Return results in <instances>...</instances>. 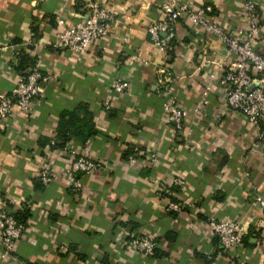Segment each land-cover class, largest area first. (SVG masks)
I'll use <instances>...</instances> for the list:
<instances>
[{
  "label": "crops",
  "instance_id": "0c3cea01",
  "mask_svg": "<svg viewBox=\"0 0 264 264\" xmlns=\"http://www.w3.org/2000/svg\"><path fill=\"white\" fill-rule=\"evenodd\" d=\"M92 1L0 0V93L35 68L52 77L30 114L0 121V204L27 227L15 259L0 257V264H264V210L254 206L264 199V142L227 105L222 83V68L238 55L186 19L168 50L153 45L148 27L161 18L163 0H109L107 36L82 55L55 49L57 34L81 22ZM183 1L237 37L248 28L242 0ZM255 1L261 30L253 47L264 55V0ZM122 77L130 89L118 95L110 84ZM167 87L189 110L184 131L162 120ZM80 107L81 125L88 113L96 134L80 143L68 135L73 126L64 143L61 119ZM67 144L103 165L81 176L78 193L64 176L49 186L39 181L43 164L65 173L70 161L60 149ZM136 148L138 162L130 165ZM158 178L164 187L153 183ZM176 178L185 186L174 185ZM185 200L194 207L168 210ZM210 215L245 224L237 251L223 253L206 226ZM144 233L158 244L147 260L126 248Z\"/></svg>",
  "mask_w": 264,
  "mask_h": 264
},
{
  "label": "built area",
  "instance_id": "2783aa9c",
  "mask_svg": "<svg viewBox=\"0 0 264 264\" xmlns=\"http://www.w3.org/2000/svg\"><path fill=\"white\" fill-rule=\"evenodd\" d=\"M108 1L90 2L83 9L82 21L60 31L53 47L82 55L95 41L107 36L110 32L109 22L112 17ZM242 1L248 28L241 37L228 33L216 20L207 16L203 9L195 8L194 2L183 0H163L160 10L161 18L149 25L148 33L153 45L166 51L170 42L175 38V25L181 19H186L189 24L216 36L224 44L225 53L237 54V60L231 61L222 68L225 100L231 109L241 113L256 128L258 138L264 142V55L259 54L253 47L261 27L256 1ZM210 77L214 79L215 74L212 73ZM171 78L172 76L167 73L165 83H169ZM51 79V75L44 73L40 68H35L18 77L9 93H0V121L9 118L15 111L30 114L34 101L44 95L46 85ZM110 89L118 95H123L130 89V82L125 77L115 79L111 82ZM104 106L109 108V102L106 101ZM201 107L202 105H197L195 111L198 112ZM188 118L189 110L167 87L163 103V122L172 124L177 132H181L184 131ZM255 146L259 147V144L256 143ZM60 153L69 159L68 169L60 175L49 164L40 166L39 181L43 186H49L64 176L70 189L78 193L83 189L81 176L96 175L103 166L102 163L84 156L79 147L71 144L64 145ZM139 155V149H134L127 162L130 165L136 164ZM157 158L154 152L149 155L151 163L156 162ZM153 183L164 187L161 178L154 179ZM174 185L182 188L185 186V181L182 178H176ZM254 204L255 209L263 212V198L257 197ZM193 207L192 202L185 200L170 203L168 210L180 213L186 208ZM206 226L209 232L218 239L223 253L235 252L243 245L247 227L241 221L210 215L206 219ZM26 230V225L19 222L12 211L0 204V249L2 250L0 257L2 260L15 259L17 246ZM252 236L259 240L256 232ZM157 247V242L147 233L135 237L126 244V248L135 251L144 260L154 255ZM20 264H26V262L20 261ZM230 264L238 263L232 260Z\"/></svg>",
  "mask_w": 264,
  "mask_h": 264
},
{
  "label": "trees",
  "instance_id": "16d2710c",
  "mask_svg": "<svg viewBox=\"0 0 264 264\" xmlns=\"http://www.w3.org/2000/svg\"><path fill=\"white\" fill-rule=\"evenodd\" d=\"M80 110H82V108H78L76 109L74 112L72 113H66L62 119H61V127H63V132L61 133V137L64 140V143L67 140H71V138H76L80 143H84L88 138L93 137L96 134V131L94 130V126L92 125V122L89 120V115L88 113H84L85 114V122L83 123V125H81V121L78 113H75L76 111L79 112ZM78 125V126H77ZM73 126H77L76 130L74 129V131L68 133V135L70 134V137L67 135L68 130H66V128H72ZM16 219L18 221H20L18 219V215L14 214Z\"/></svg>",
  "mask_w": 264,
  "mask_h": 264
}]
</instances>
